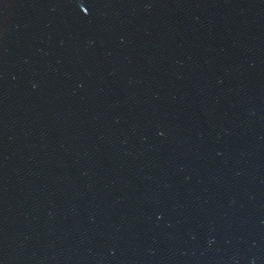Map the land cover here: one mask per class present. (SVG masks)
Masks as SVG:
<instances>
[{
	"label": "water",
	"instance_id": "95a60500",
	"mask_svg": "<svg viewBox=\"0 0 264 264\" xmlns=\"http://www.w3.org/2000/svg\"><path fill=\"white\" fill-rule=\"evenodd\" d=\"M0 264H264V0H0Z\"/></svg>",
	"mask_w": 264,
	"mask_h": 264
}]
</instances>
